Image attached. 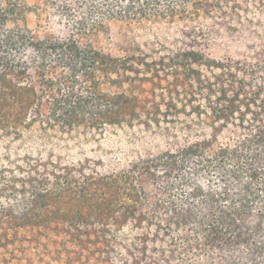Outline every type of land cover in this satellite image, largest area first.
<instances>
[{
    "label": "trees",
    "instance_id": "1",
    "mask_svg": "<svg viewBox=\"0 0 264 264\" xmlns=\"http://www.w3.org/2000/svg\"><path fill=\"white\" fill-rule=\"evenodd\" d=\"M0 264H264V0H0Z\"/></svg>",
    "mask_w": 264,
    "mask_h": 264
}]
</instances>
